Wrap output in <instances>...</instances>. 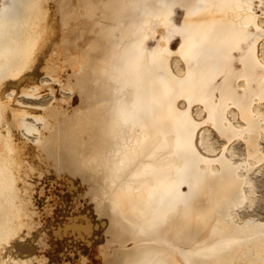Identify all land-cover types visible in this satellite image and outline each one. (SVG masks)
<instances>
[{
  "label": "bare ground",
  "instance_id": "obj_1",
  "mask_svg": "<svg viewBox=\"0 0 264 264\" xmlns=\"http://www.w3.org/2000/svg\"><path fill=\"white\" fill-rule=\"evenodd\" d=\"M261 4L0 0V264H264Z\"/></svg>",
  "mask_w": 264,
  "mask_h": 264
},
{
  "label": "snow or ice",
  "instance_id": "obj_2",
  "mask_svg": "<svg viewBox=\"0 0 264 264\" xmlns=\"http://www.w3.org/2000/svg\"><path fill=\"white\" fill-rule=\"evenodd\" d=\"M180 7H183V5H180ZM261 9L264 10V4H261ZM192 11H193V14H195L194 8ZM184 31H186L185 28L179 27L177 25H172L168 29L169 39H171L173 35L182 33ZM14 87H18V85ZM121 93H122V90H121ZM121 93H118V94H121ZM119 111H120V115L123 117V121L125 124L129 123L130 121L134 122L137 119L136 115L128 112L126 108H120ZM234 206L237 209V211H242V212L249 211L248 207L245 205H242L239 202V200L235 202ZM229 211H231V208L229 209ZM134 264H160V262L156 260L155 256L152 253H146L140 259L134 261Z\"/></svg>",
  "mask_w": 264,
  "mask_h": 264
},
{
  "label": "rangeland",
  "instance_id": "obj_3",
  "mask_svg": "<svg viewBox=\"0 0 264 264\" xmlns=\"http://www.w3.org/2000/svg\"><path fill=\"white\" fill-rule=\"evenodd\" d=\"M262 192L261 191H259V193H260V195H261V197H262V199H261V203H263L264 204V187L262 188ZM259 210V209H258ZM261 213H262V215H264V210H261L260 211Z\"/></svg>",
  "mask_w": 264,
  "mask_h": 264
}]
</instances>
